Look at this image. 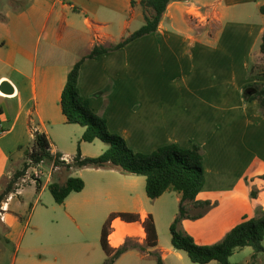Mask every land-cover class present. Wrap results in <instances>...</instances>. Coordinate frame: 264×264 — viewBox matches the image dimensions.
Listing matches in <instances>:
<instances>
[{"label":"crops","instance_id":"1","mask_svg":"<svg viewBox=\"0 0 264 264\" xmlns=\"http://www.w3.org/2000/svg\"><path fill=\"white\" fill-rule=\"evenodd\" d=\"M141 1L0 0V193L21 169L35 133L44 134L55 153L73 160L76 151L65 153L66 143L51 135L55 129L76 130L78 138L84 132L66 122L60 106L68 73L94 46L116 45L134 32L133 22L143 25ZM263 6L264 0H170L154 33L86 58L79 70L80 94L133 151L149 154L168 144L201 148L205 183L196 201L212 206L205 210L184 202L186 217L180 225L194 235L187 221L206 218L198 233L213 242L264 210V115L258 100L248 99L256 89L246 93L247 87L264 84L253 73L256 59L264 56ZM254 16L256 22L250 23ZM80 142L83 157H96L107 148L99 139L92 142L101 144L96 151ZM66 172L57 180L52 173L38 193L40 199L50 183L81 178L84 188L61 204L53 198L25 216L24 200L15 201L24 188L0 202L6 206L0 259L15 245L10 264H82L91 251L98 260L106 255L101 246L106 227L112 249L129 240L146 248H130L121 256L155 260L148 264H157L156 255L162 264H199L172 246L171 234L169 246H161L158 235L155 247L146 246L143 222L151 216L157 230L162 217L170 227L179 212V192L168 189L151 200L146 178L120 168L72 167ZM39 208L49 215L51 228L33 222ZM192 209L200 211L189 214ZM119 213L134 218L125 221ZM117 220L129 227L113 242ZM245 250V260H232L235 252ZM253 254L251 247L238 248L230 262L252 264ZM259 255L264 253L255 260Z\"/></svg>","mask_w":264,"mask_h":264},{"label":"trees","instance_id":"2","mask_svg":"<svg viewBox=\"0 0 264 264\" xmlns=\"http://www.w3.org/2000/svg\"><path fill=\"white\" fill-rule=\"evenodd\" d=\"M169 2L170 0H142L140 5L144 14V24L139 29L116 45L94 46L91 52L80 59L70 70L60 99V106L66 122L84 128L81 141L92 143L99 139L107 145V148L96 157H83L78 147L72 161L61 160L62 155L56 153L54 162L55 165L64 168L66 171L72 167L120 168L126 173L142 175L146 178V193L151 200L160 197L168 189L179 192L181 194L179 212L169 227L171 244L175 249L186 252L194 263L205 264L216 261L219 264H233L230 262V257L236 249L243 247L253 249L252 258L255 260L256 254L264 253V210H259L251 218H244L231 228L220 242L212 245H197L183 229L181 230V220L186 217L184 202H192L195 206H200L205 210L212 206L210 201H196V197L205 183L203 155L197 144H193L188 149L180 148L175 144H168L149 154L135 152L127 145L122 136L109 131L106 119L90 109L88 100L82 97L78 89L80 66L86 58H95L109 51L117 50L144 35L154 33ZM261 10L264 12V6L261 7ZM260 51L264 53V35L262 36ZM253 88L256 89V92L248 96V99L258 100L264 115V89L252 85L246 88V93L252 91ZM48 148L49 140L46 136L35 133L33 145L27 152V157L33 163L45 158H52ZM26 159L22 168L13 174L0 193V202L15 190V183L28 168ZM36 187L39 189L40 184H37ZM83 188L84 181L78 177H69L62 184L52 182L48 185L50 193L58 204H61L70 193L79 192ZM117 216L125 221L133 217L127 213H119ZM143 226L146 231V246L155 247L158 237L151 216L143 222ZM107 236V228L104 227L101 237V246L107 257L104 264H109L110 260L117 258L130 248L143 249L140 244L128 245L127 241L121 247L112 249ZM156 256L157 264H162L159 255Z\"/></svg>","mask_w":264,"mask_h":264},{"label":"rangeland","instance_id":"3","mask_svg":"<svg viewBox=\"0 0 264 264\" xmlns=\"http://www.w3.org/2000/svg\"><path fill=\"white\" fill-rule=\"evenodd\" d=\"M250 13V12H249ZM256 14V13H254ZM250 23H255L256 22V17L254 16L250 21ZM143 21H139V22H133L132 23V29H139L142 26ZM134 30V31H135ZM253 73L254 76L256 78L257 81H262L264 79V56H260L259 58L256 59V64L253 67ZM257 87L259 89H264V84L262 83H256ZM79 129V128H78ZM117 134V133H116ZM51 135L54 138H59L61 141H64L66 143V149H64L65 153H70L72 154L73 151L77 152V149L79 147L80 149V144H81V137L78 138V132L75 130H59V129H55L53 131H51ZM69 138L72 139L71 141V146L69 144ZM78 138V139H77ZM103 143V142H100ZM86 145V147H89L91 150L96 151L99 147V145L101 144H94V143H86L84 144ZM70 146V147H69ZM81 151V149H80ZM14 159V157H12ZM19 162L20 161H16V163H13L12 166L14 168H17L19 166ZM23 164V163H22ZM22 168V165L21 167ZM52 173H54V178L53 180H57V176H67V172L64 168L60 167L58 170L53 171ZM52 178V175H51ZM42 181V182H41ZM44 180H38L36 181V183H34L33 181L31 182H26L24 184H18L17 182H19V180L15 183V188H24V195L21 197L16 196L15 201H17L18 199L21 200V198L24 200L25 205L23 207V211L24 215L28 216L31 213V207H34L35 205L39 204H49V202H53V196L50 193L49 189H45L42 192V196L39 199V189L37 191L36 186L37 184L43 183ZM20 183V182H19ZM36 184V186H35ZM30 208V209H29ZM39 211H36L34 217H33V222H43V225L46 227H52L53 224L51 223L50 219H49V215L45 214V211L43 210V208L38 209ZM197 211H200V209H192L191 211H189V214H195L197 213ZM206 221V218L204 220H188V228L192 229L191 232H194V235H190L188 234L197 245H212L215 243L220 242L222 239H218L217 241H211V237H209L207 234L204 233H198L199 229L203 227L204 222ZM181 228V225H180ZM182 230V228H181ZM194 230V231H193ZM157 235L159 237V242L161 246H169L170 244V231H169V225L168 223L162 218L160 217L159 221H158V225H157ZM196 232V233H195ZM128 245H134L132 240L127 241ZM136 244V243H135ZM250 249V248H248ZM143 251H146V248L143 247V249H141ZM16 251V246L12 245L11 246V250L8 254V256L6 258L0 259V264H10L12 257H14ZM247 256V252L245 251H237L235 252V255L233 256L232 260L234 261H243L245 260ZM106 255L100 256V258L97 260V256L94 252L91 251V255L88 261H83L82 264H104L105 260H106ZM149 261H152V263H155L154 259H144V260H139L138 257L127 253L124 254L123 256H118L117 258H114L113 260L109 261V264H148ZM255 264H264V256L259 255V257L254 260ZM253 261V262H254Z\"/></svg>","mask_w":264,"mask_h":264},{"label":"built area","instance_id":"4","mask_svg":"<svg viewBox=\"0 0 264 264\" xmlns=\"http://www.w3.org/2000/svg\"><path fill=\"white\" fill-rule=\"evenodd\" d=\"M48 151H49V155L52 158H45V159L40 160L37 163H33L32 160L27 157L26 163L28 164V168L26 169L24 175L21 178H19L20 183L17 182L18 184L21 185V184H24L28 181L29 182L33 181L34 183H36V181L44 180V179L46 181H49L52 172L55 170H58L60 168V166L55 165L54 159H55L56 153L53 151V148H52V145L50 142H49ZM60 159L65 160L66 162H69L64 157H61ZM19 190H20V188H17L15 192H18ZM8 198H10V196ZM5 210H6V206L1 205L0 206V219H2V220H3V212ZM130 233L133 235H136V233L134 231H131Z\"/></svg>","mask_w":264,"mask_h":264},{"label":"bare ground","instance_id":"5","mask_svg":"<svg viewBox=\"0 0 264 264\" xmlns=\"http://www.w3.org/2000/svg\"><path fill=\"white\" fill-rule=\"evenodd\" d=\"M115 227L117 228V232H115V235H114V241L113 242H117L118 241V233H122L126 230H128V225H126L124 222H120L119 220H117L115 222Z\"/></svg>","mask_w":264,"mask_h":264},{"label":"water","instance_id":"6","mask_svg":"<svg viewBox=\"0 0 264 264\" xmlns=\"http://www.w3.org/2000/svg\"><path fill=\"white\" fill-rule=\"evenodd\" d=\"M255 91V89H253L252 91H248L247 93L248 94H251L252 92H254Z\"/></svg>","mask_w":264,"mask_h":264}]
</instances>
